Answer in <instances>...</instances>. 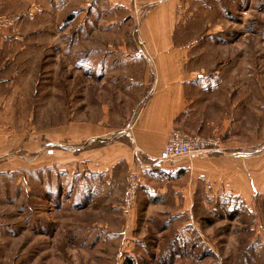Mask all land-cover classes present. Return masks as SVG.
Segmentation results:
<instances>
[{
  "label": "rangeland",
  "instance_id": "obj_1",
  "mask_svg": "<svg viewBox=\"0 0 264 264\" xmlns=\"http://www.w3.org/2000/svg\"><path fill=\"white\" fill-rule=\"evenodd\" d=\"M216 1L218 24L200 35L216 51L200 68L264 75V0ZM126 16L105 0H0V264H264V187L233 196L209 187L200 156L161 166L136 152L138 118L161 94L129 85V70L151 62L129 66L141 47ZM187 109L172 130L219 138L200 125L219 105ZM132 172L141 188L129 206Z\"/></svg>",
  "mask_w": 264,
  "mask_h": 264
},
{
  "label": "crops",
  "instance_id": "obj_2",
  "mask_svg": "<svg viewBox=\"0 0 264 264\" xmlns=\"http://www.w3.org/2000/svg\"><path fill=\"white\" fill-rule=\"evenodd\" d=\"M82 1L84 3L85 0H74L75 7L81 8ZM105 1L112 6V10L126 12L129 26L136 21L132 40L141 48L127 54L129 66L135 65V62H151L144 70H135L136 65L129 70L138 77L137 80L130 79L129 85L139 86L140 90L147 88L149 94H161L150 99L138 118V127L131 140L136 152L147 158L158 157L175 124L191 120L189 117H194L197 108L209 113L219 105L217 120L210 117L200 120L201 127H204L201 132L204 133L210 134L212 130L208 127L217 125L221 141L220 152L209 153L196 160L201 165V177L209 187L224 188L233 196L243 195L242 190L236 189L264 187V177L260 178L264 176V155L260 156L264 145L261 143L257 148L259 145L255 137L258 118L264 116V75L246 74L240 67L211 73L199 65L203 60H211V52L216 51L209 43L202 42L200 35L203 28L217 26L209 12L216 11L219 6H208L206 0ZM217 40L226 43L222 37ZM180 62H189L191 70L185 71ZM243 86L250 88L249 98L244 100ZM221 90L225 92L218 97H222V101H211ZM185 92H192L193 95L183 100ZM184 105L191 111L190 114L187 112L189 119L181 118ZM243 115L254 119L253 124L249 123L248 130V136L254 137L246 140L247 146L242 144L240 137ZM191 131L197 132L195 128ZM254 157L259 158L254 160Z\"/></svg>",
  "mask_w": 264,
  "mask_h": 264
},
{
  "label": "built area",
  "instance_id": "obj_3",
  "mask_svg": "<svg viewBox=\"0 0 264 264\" xmlns=\"http://www.w3.org/2000/svg\"><path fill=\"white\" fill-rule=\"evenodd\" d=\"M221 151V141L219 138L204 137L190 134L178 129H173L159 156L153 158L154 165H167L176 160L194 158L209 153ZM138 161L140 162L139 158ZM131 184L127 187V205L131 206L136 194L141 188V177L132 172L130 176Z\"/></svg>",
  "mask_w": 264,
  "mask_h": 264
},
{
  "label": "trees",
  "instance_id": "obj_4",
  "mask_svg": "<svg viewBox=\"0 0 264 264\" xmlns=\"http://www.w3.org/2000/svg\"><path fill=\"white\" fill-rule=\"evenodd\" d=\"M128 264V263H127Z\"/></svg>",
  "mask_w": 264,
  "mask_h": 264
}]
</instances>
